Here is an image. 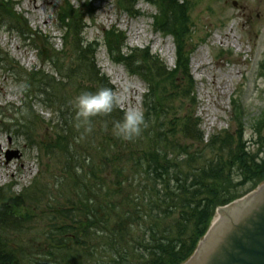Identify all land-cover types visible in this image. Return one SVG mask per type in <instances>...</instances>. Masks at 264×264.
<instances>
[{"label": "trees", "instance_id": "trees-1", "mask_svg": "<svg viewBox=\"0 0 264 264\" xmlns=\"http://www.w3.org/2000/svg\"><path fill=\"white\" fill-rule=\"evenodd\" d=\"M139 1L118 0L131 16L136 15ZM144 1L158 10L155 28L174 38L176 66L170 70L149 49H129L125 34L117 29L106 32L104 46L112 61L139 77L148 90L143 100L147 127L132 141L113 134V124L124 115L117 107L109 116L92 118L91 133L77 127L74 107L62 108V86L55 76L27 72L0 49V69L24 92L26 87L45 96L47 107L55 109L54 138L40 148L58 157L59 191L74 192L65 198L67 206L60 205L63 224L52 218L46 257L35 255L24 263L14 248L4 247L0 264H184L207 234L217 210L264 183V109L252 125L251 142L246 140V108L239 97L232 101L233 126L206 138L201 119L185 110L187 102V107L196 105L188 51L189 2ZM2 4L0 16L10 20L13 15ZM85 17L67 3L59 14L66 52L57 53L48 41L35 51L53 65L60 79L76 85L80 81L79 94L100 88L114 91L97 67L100 46L83 38ZM68 53L74 57L70 63L61 57ZM22 207L21 197L4 198L0 227L22 226L17 218Z\"/></svg>", "mask_w": 264, "mask_h": 264}, {"label": "rangeland", "instance_id": "rangeland-1", "mask_svg": "<svg viewBox=\"0 0 264 264\" xmlns=\"http://www.w3.org/2000/svg\"><path fill=\"white\" fill-rule=\"evenodd\" d=\"M49 1L53 6L49 7L47 0H38L40 12L44 14L41 17L40 13H32V0H0L13 15L10 20L0 16V49L27 72L37 70L55 76L62 86L59 91L65 105L62 108L66 110L69 106L73 110L80 81L76 85L73 81L60 79L53 65L40 59L35 51L48 41L57 53L66 52V34L61 30L59 14L68 3L86 16L83 38L100 46L95 57L97 67L117 94L120 101L117 108L123 112L138 108L144 112L146 84L131 75L126 67L112 61L104 38L107 31L117 29L125 34L126 47L141 51L149 49L151 55L173 70L176 66L175 41L155 28L157 8L140 0L135 6L136 15L131 16L121 9L118 0ZM188 2L191 24L188 51H191L196 105L187 107V102L185 110L201 119L202 131L209 138L233 126L232 101L239 97L246 108V140L251 142L252 125L264 109V0ZM24 39L28 40L25 42ZM61 57L67 58V63L74 58L69 53ZM20 87L1 67L0 205L4 198L21 197L23 207L17 211V218L23 222L16 229L0 227V253L4 247H12L26 263L35 255L47 256L46 242L50 240L54 222H64V216L59 214L64 211L60 207L67 206L65 200L74 192L71 188L70 193L69 189L59 191L56 176L60 177L61 168L58 157L40 148L41 143L46 145L54 138L51 127L58 116L55 109L47 107L45 96L29 92L26 87L24 92ZM80 129L91 133L94 126L90 131L88 124ZM52 218H55L54 222ZM68 224L72 225L70 221Z\"/></svg>", "mask_w": 264, "mask_h": 264}, {"label": "water", "instance_id": "water-1", "mask_svg": "<svg viewBox=\"0 0 264 264\" xmlns=\"http://www.w3.org/2000/svg\"><path fill=\"white\" fill-rule=\"evenodd\" d=\"M218 213L185 264H264V184Z\"/></svg>", "mask_w": 264, "mask_h": 264}, {"label": "clouds", "instance_id": "clouds-1", "mask_svg": "<svg viewBox=\"0 0 264 264\" xmlns=\"http://www.w3.org/2000/svg\"><path fill=\"white\" fill-rule=\"evenodd\" d=\"M119 102L117 94L109 88H100L95 92H82L73 101L75 119L79 121L76 126L86 125L97 116H109ZM146 127L144 112L138 108H130L124 112L121 121L113 124L112 131L116 137L132 141L139 137Z\"/></svg>", "mask_w": 264, "mask_h": 264}, {"label": "bare ground", "instance_id": "bare-ground-1", "mask_svg": "<svg viewBox=\"0 0 264 264\" xmlns=\"http://www.w3.org/2000/svg\"><path fill=\"white\" fill-rule=\"evenodd\" d=\"M47 5H48L49 7L53 6V4H52L49 0H47ZM31 6L33 7V9H32V13H33L34 15H39V13H40L41 17H44V14H42V13L40 12V10H41V5L39 4L38 0H32V2H31ZM44 22L46 23V21H44ZM219 222H221V214H220V213H218L217 217L215 218V220H214V225L218 224Z\"/></svg>", "mask_w": 264, "mask_h": 264}]
</instances>
